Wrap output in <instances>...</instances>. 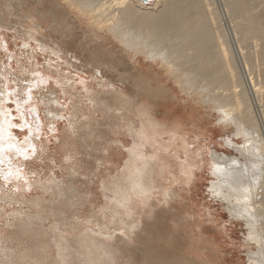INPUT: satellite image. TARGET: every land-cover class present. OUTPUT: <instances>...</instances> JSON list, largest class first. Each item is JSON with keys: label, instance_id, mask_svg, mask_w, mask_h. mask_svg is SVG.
Returning <instances> with one entry per match:
<instances>
[{"label": "bare ground", "instance_id": "obj_1", "mask_svg": "<svg viewBox=\"0 0 264 264\" xmlns=\"http://www.w3.org/2000/svg\"><path fill=\"white\" fill-rule=\"evenodd\" d=\"M55 1L59 4V6H61L58 7L63 9L62 14H60L61 9L58 14V8L55 9L56 11L54 12L53 7H50L47 10L46 8H40L39 10L27 8L26 10L24 1L10 0V3L8 5L6 4L8 6L7 12L0 15L1 26H3V24H12L11 20L13 18H10V22H7L5 17L16 16L14 19L17 18L19 21L18 23L20 26L22 25L25 30H30L27 29L28 27L36 28L38 30L39 35H34L32 33L28 35L30 39L31 36H34L32 38L34 40L35 37L39 38L41 41H39V44L47 51L50 50L63 59L70 56L71 59L68 58V60L70 59L71 61L72 58L76 60L79 58L76 50H70L68 44H70L72 37H75L76 35L77 37L75 39L81 37L84 41L81 39L82 42H80V44H82L80 46H83L82 49L85 53L88 52V54H96V58H94V60L90 57L88 58L89 60L87 59L89 68L85 69H87V72L99 74L102 78V72H116L117 70L116 67L110 68L108 63L103 62L104 55H106L108 51H111V54L114 55L122 52L128 57V61L130 62L128 65L129 67L126 66L129 69L127 71L125 70L126 72L124 74L123 71H120L122 75L130 73V76L133 78L136 76V69L149 67L150 70H148L149 72L147 71V73L151 75V79L150 81H146L144 79L148 88H158L169 97L172 96L176 98L177 92L174 89V87H176L183 95H187L191 98V100L196 101V104H203V106L206 107H219V104L221 103H230L233 105L237 122L245 127L243 132L246 136V146L243 148V152L244 156H246L245 159H247L251 164V170L247 173L237 171V173L230 178V181H227V178H219L217 176L220 171L219 167L214 164L218 163V152L213 150L211 154L212 162L210 161V174L215 176L217 180H212L210 182V191L212 193L217 192L221 197H225L230 205H228L230 207V214L238 220L240 219L245 221L247 228L249 229L248 236L246 238H248L249 242H255L256 247L258 245L259 248V251H257L258 253L252 252V256L250 259L248 258V264H260V256L264 257V201L263 199L259 200L257 197L254 198L252 196V188L254 186L257 187L258 192L261 189L264 190V142H261V140L253 142L259 139V131L256 128L255 120L250 109L251 105L249 104V99L246 97L245 92L242 91L241 88L239 89L241 83H238L240 81L236 80L237 72L232 65V56L230 49L224 40V33L222 34V31L217 30L218 33L216 36V31L213 27L214 25L212 26L210 23L211 20L207 13L209 3L208 5H205L206 2H204V0ZM226 1L227 0H225V2ZM230 1L233 3L232 7L234 8L233 12H235V17H239L237 16V13L238 15H244V13L246 15H244L246 18L243 15L240 16H243L245 18L244 20L239 17L244 22L242 23V25L244 24V29L241 28V24L240 26L235 25V28H237V26L240 27V31H244L248 28L252 34L258 36L264 34V23L261 22V20L264 19H261L258 16L259 13L254 14V12H260L261 10L257 4V9L253 7L255 3L262 6V2L259 4V2L254 0L255 2H253L254 4L251 6L250 3H252V0ZM227 3L228 4H226V6L229 5V2ZM54 4L52 2V6H54ZM230 7L231 6H229V8ZM251 7H253L254 10ZM251 9L254 12H252ZM213 15L211 14V19ZM11 26L14 27V25ZM215 29H217V27H215ZM244 32L248 38L247 31L245 30ZM54 34L57 35V38L55 37V39L53 37ZM241 35L243 36L242 38L245 37L244 33ZM215 36L216 38H214ZM246 37L244 38L245 40L247 39ZM249 37L252 38L253 36L251 35ZM257 38L260 39L259 37ZM253 39L255 38L253 37ZM262 39H264V37ZM242 40L243 39H241V41ZM78 42L79 41L77 39V44ZM246 42L248 43L251 41L247 39ZM258 45H260V53H262V55L259 56H262L261 60L264 61V43L261 42V44ZM103 46H105V51ZM249 53L251 52L248 51V54ZM251 56L254 55L252 54ZM79 57L81 58V56ZM84 57L86 59L87 56ZM79 60L81 61V59ZM78 62L79 61H77V63ZM80 63L83 62L81 61ZM73 68L76 69V67ZM86 74L87 73H85V76ZM262 75L264 76V73ZM120 80L123 83L125 79ZM134 80L136 79L134 78ZM107 86H113L115 89H111L104 95L100 94L99 99L105 98V101L102 103L103 106H101L105 108L104 110L114 111L116 113L115 117L124 121V125H127L125 128H128L132 134L131 136L134 137L135 142V147L130 153L132 154V158L124 163L125 165L123 170L121 173L120 170H118L119 175L116 174L112 181H103L104 184L101 182L102 186H104L106 196L111 198H109L110 205L106 210L101 212V214L92 215L91 219L86 223L78 222L75 218L74 220H68L61 218L62 211H60L59 208L62 205H58L57 209V207L51 202V204L43 205L41 208V211L51 210V215L54 216L55 219L52 228L49 229L52 231V233H50L51 235L47 233L50 237L47 238L45 231H42L44 229L38 230L35 227V224H39L36 223L37 221L43 222L48 219L50 215L38 213L37 216L30 218L26 225H22V231L25 230V232H29L30 237H33V241L38 247V249H35V252H31L29 254V257H36L34 264L212 263L213 260H211L209 256H206V249H213L210 242L207 245V239L204 234V228L207 226H204L202 220L199 218L197 205H190L192 207V210L190 211L187 209L189 202L185 203L183 199L179 201L183 200L184 202L177 201V205L175 204L176 206L170 205V209L178 207L183 212H186L187 216L182 218L179 217L178 220H176V218L171 219L170 221L174 223V232H172V234L169 233L164 240L160 239L163 241L161 244L165 247L163 249H170L169 252L155 259L150 256L146 257L143 255L141 249H149V245H146V243L140 245L139 242L135 244L128 239L134 235L137 240L141 233L147 229L146 226L149 224V220L154 216L155 217L152 220L159 218V211H156L157 209H154L155 211L150 209L151 201L149 200L151 199L155 189L157 190V188L162 185L166 194L168 189L171 187L170 184L177 180L173 170H171L173 164L170 163L168 156H166L165 153L169 154L170 151L174 149V155L179 160H182V153L188 156V144L191 142L192 134H194L195 140L196 138L199 140L201 137L204 139L206 138V140L211 139V136L208 135L207 128L202 126L201 119L198 117L196 118L198 120L197 122L190 121L192 122L193 127H190L187 122H182L178 119H176V121L171 119H159L148 108L138 104V101L135 99L137 97L126 94L121 87L117 85L115 86L114 83L107 84ZM135 88L138 93L142 92L141 86L137 85ZM254 92L256 94L255 97L258 98L259 104L263 108L262 113L264 116V84L259 87L256 86V88H254ZM53 96H55V94ZM181 100L184 101L183 99ZM52 109L53 107L51 110ZM188 115L190 117L195 114L189 111ZM59 116L61 117V115ZM6 121L7 120H3L0 122V135L2 136H4L8 129ZM114 124L115 123L111 120L108 123V126L113 127ZM114 129L115 128L113 127L112 133H114ZM94 133L95 132L93 131H89L88 135H86L87 131L85 132L86 137L84 143L88 146L91 142L94 144L99 142H95ZM253 135H256L255 138ZM101 139H103V137ZM101 139L99 140L101 141ZM166 139L169 140L165 141ZM102 142L103 141H101V143ZM148 146H151V148ZM108 148H110V146ZM90 149L93 150L94 148L92 147ZM105 154L106 153H104V155ZM97 156L100 157L99 154H97ZM172 159L174 160V158ZM185 161L186 160H182V162H179L181 165L180 171L184 175L181 180L189 181L191 178H194L193 176H196L194 167H196L197 160L190 162L189 165H186L184 163ZM197 166L199 167V163ZM161 179L167 181L170 187L165 183L160 184ZM137 185H139V187H137ZM89 186L91 185L89 184ZM56 188L57 193L55 192L54 194L57 195L59 199L62 198L66 202H70V204H73L74 202L73 205L79 203V201L76 200L80 199V190L76 187L74 182H69V184L65 186L57 185ZM173 196H183V193L181 194L175 190V194L173 192L168 196V198L171 199ZM174 197L172 198L173 200ZM137 198H139L138 203L142 205L141 208L138 207L139 205H136L135 199ZM168 198L166 201H168ZM163 209L164 208H162V210ZM121 211H126V216H132L135 213L138 216V219L123 220L121 218L120 221L122 223L123 234H117L112 236V239H108L107 237L113 235V233H110V235L106 232L107 229L104 227L106 225L104 223L106 220L105 216L107 212H109L112 214L113 219H117V215ZM100 217L103 218V221H101ZM152 220L150 222H154L153 225L155 227V221ZM184 222L188 225L186 226ZM95 225L98 226L97 229L94 228ZM38 227L39 226H37V228ZM147 227L149 228V226ZM152 227L153 226L150 224V229L147 230H151ZM187 227H193L192 231L188 232ZM49 249L53 254H56L57 257L55 259H53L52 253H50ZM1 252L0 264L18 262V259L15 258V253L11 254L8 251H3V254H1ZM148 253L149 252H145L146 255H148ZM261 260L262 261L260 262L264 263L263 259Z\"/></svg>", "mask_w": 264, "mask_h": 264}, {"label": "rangeland", "instance_id": "obj_2", "mask_svg": "<svg viewBox=\"0 0 264 264\" xmlns=\"http://www.w3.org/2000/svg\"><path fill=\"white\" fill-rule=\"evenodd\" d=\"M9 1L10 0H0V15L7 12ZM22 1H24L26 5V10L27 8H32L34 10L46 8L47 10L53 7L54 12L56 11L55 9L58 8V14L60 13V9V14L63 13V9L59 8L61 6H59L55 0H45L46 2L44 0ZM255 1L259 2V4L262 2V6L258 5V3L254 4L253 2ZM255 1L252 0L250 5L253 6L254 4L253 7L256 9L258 6L261 11L257 12L255 10L256 12H254L253 7H251L253 9L251 10L254 14L259 13L258 16L264 19V1ZM52 2L53 4L55 3L54 6H52ZM204 2L207 3H205V5L209 3L207 13L210 20H213L212 22L210 21V23L212 26L214 25L213 27L216 31V34H214L217 36V30L222 31V34L224 33V40L232 56V65L237 72L236 80L240 81L238 83H241L239 89L241 88L249 99V104L251 105L250 109L255 120L256 128L259 131V139L253 142L260 140L264 142L263 108L259 104L258 98L255 97L256 94L254 92L256 86L259 87L264 84V76L262 75L264 73V64L262 63H264V61L261 60L262 56H259L262 55V53H260L261 48L260 45H258L261 44V42L264 43V39H262L264 34H262L263 36L254 35L246 28L247 38L244 32L245 30H242V32L239 30L240 27H238L240 24L242 25V23H244L243 20L246 18V15L245 13V16L243 14L238 15L237 13V16L240 17L243 15L245 17H240L243 20L239 17H235V12H233L234 8L232 7L233 3L230 0L226 2L225 0H204ZM227 2H229V5H227L228 7L226 6V4H228ZM229 6H231L230 8L232 9H230ZM211 14H214L213 16L215 19L213 16L211 19ZM14 17H5L7 22H10V18L13 19L11 20L12 24H3L4 27L1 26L0 22V122L3 120L10 121V123H6L8 129L3 136L2 143L4 145L14 143L21 149H27L30 158L25 160L23 156L18 155L13 149L11 152L6 153L4 164L0 165V169H3V172H0V252L2 251L1 254H3V251H8L11 254L15 253V258L18 259V262H9L8 264H27V262L28 264H34L36 257L33 256L32 259L29 257V254L35 252V249H38V247L36 243H34L33 237H30V233L25 232V230L22 231V225H26L29 219L37 216L38 213H45L46 215H50L49 218L43 222L37 221L36 223L39 224H35V227L38 230L44 229L42 231H45L46 235L47 233L51 235L50 233H52V231L49 229L52 228L55 219L54 216L51 215V210L41 211L43 205H49L51 202L56 207L62 205L59 208L60 211H62L61 218L68 220H74L75 218L76 221L83 223L89 221L92 215L101 214V212L106 210L110 205L111 198L106 196L102 183L104 184L106 180L112 181L116 174L119 175L118 170H120L121 173L125 165L124 163L132 158V154L130 153L135 147L134 137L131 136L132 134L128 128H125L127 125H124V121L116 118V113L114 111L104 110L105 108L102 107V103L105 101V98L99 99L100 94L104 95L111 89H115L113 86H107V84L113 83L115 86L121 87L126 94L137 97L135 99L138 101V104L148 108L159 119H171L175 121L178 119L182 122H187L190 127H193L192 122H197L198 120L196 118L198 117L201 119L202 126L207 128L208 135L211 136V139L206 140V138L204 139L201 137L199 140L197 138L195 140L194 134H192L191 144H188V156L182 153L181 159L186 160L184 162L186 165L197 160L196 167H194L196 176H193L194 178H191L189 181L181 180L184 175L180 171L181 165L179 162H182V160H179L174 155V149L171 150L169 154L165 153L170 163L174 165H172L171 170H173L177 180L170 184V187L167 181L161 179L160 184L165 183L170 187L167 191L168 194H165L163 186L161 185L157 190L155 189L149 200L152 203L149 202L151 205V208H149L153 211L157 209L156 211H159L160 214L158 219L152 220L154 216L149 220V224H147L149 228L146 226L147 229H150V224L154 227V222L150 221H155V227H152L153 229L151 228L152 231L145 229L144 232L141 233L142 236L140 235L137 240L134 235L128 239L135 244L139 242L140 245L144 243L149 245V249H141L143 255L146 257L150 256L155 259L169 252L170 249H163L165 247L161 244L163 241L160 239L164 240L169 233L172 234V232H174V223L170 221L171 219L176 218V220H178L179 217L182 218L187 216V213L183 212L178 207L170 209V205L176 206L177 201L183 199L185 203L189 202L187 209L190 211L192 210L190 205H197L199 218L202 220L203 225L207 226L204 228V234L207 239V245L210 242L213 248L206 249V256H209V258L213 260L212 263L208 264H248L252 252L258 253V245L256 247L255 242H249L248 238H246L249 229L245 221L238 220L230 214L228 200H226L225 197H221L217 192L212 193L210 191V182L212 180H217L215 176L210 174L212 162L211 154L213 150L218 152V163L214 164L219 167L220 171L217 174L219 178H227V181H230V178H232L237 171L247 173L251 170V164L245 159L246 156H244L243 152V148L246 146V136L243 132L245 127L237 122L233 105L230 103H221L219 107H206L203 106V104H196V101L191 100L187 95H183L176 87H174L177 92L176 98L172 96L169 97L158 88H148L144 81H150L151 79V75L147 73V71L150 70L149 67L136 69V76L133 78L130 76V73L122 75L120 71H123L124 74L129 69L127 67H129L128 65L130 63L128 57L122 52L114 55L111 54V51H108L110 54L107 52V54L105 53L106 55H104L103 62L108 63L110 68L116 67V72H102L103 78L97 73L87 72V69H85L89 68L87 59L90 57L94 60L96 54L85 53L82 49L83 46H80L82 44H80V42L83 40L81 37L78 36L79 38H77L79 45L77 44V39H75L77 35L72 37L68 45L70 50H76L78 58L81 59L83 63H80L81 61L79 59L76 60L72 58L71 61L70 56L63 59L50 50L47 51L43 48L39 44V38L35 37L34 40L32 39L34 36H31L30 39L28 35L31 33L39 35L38 30L29 27L27 29L30 30H25L22 25L20 26L17 18L14 19ZM13 20L14 22L17 20V23H14ZM237 20L239 21L236 22ZM263 21L264 20H261L262 23H264ZM11 25H14V27ZM235 25H238V29L235 28ZM215 27H217V29H215ZM243 27L244 24L241 28L244 29ZM243 33L251 42L247 43V39L245 40V37L242 38L243 36L241 34ZM251 35L256 40L253 39V37H249ZM56 36V34L53 35L54 39ZM216 36L214 38H216ZM241 39L243 40L241 41ZM103 48L105 51V46H103ZM248 51L251 53L248 54ZM252 54L254 56H251ZM79 56H81V58ZM84 56H87L86 59ZM68 58H70V63ZM77 61L79 62L77 63ZM73 67H76V69ZM85 73H87L86 76ZM134 78L136 80H134ZM120 79L125 80L122 83ZM39 80H43L44 82L35 83ZM137 85L141 86V93L137 92L135 88ZM29 87L32 88V100L28 104H24L23 101L27 98L24 93ZM54 94L56 97L53 96ZM18 104L20 105L19 109L17 108ZM52 107L53 111L51 110ZM32 108H35L39 115V122L41 125L39 132L35 131V116L28 113V110ZM183 110L187 114L184 113ZM189 111L195 115L189 117ZM58 114L61 115V117ZM23 120H28L33 128L30 141L31 144L35 145L34 154L32 153V149L28 146V141H25V137L29 136V129H21L17 126L22 124ZM109 120L115 123L113 126L115 128L113 131L114 133H112L113 127L108 126ZM86 131V135H88L89 131L95 132V142L99 141L100 143L94 144L91 142L89 146L85 144ZM255 136L256 135H253L254 138ZM102 137L103 139H101ZM99 139L103 142L101 143ZM168 140L169 139H166L165 141ZM109 146L110 148H108ZM89 147H93L94 149L91 150ZM148 147L151 148V146ZM89 149L91 154L89 153ZM99 150L106 154L104 155V153ZM97 154H99L100 157H98ZM172 158H174V160ZM198 163L199 167L197 166ZM18 170L21 179L15 178V174ZM9 171L13 173V176L5 179L4 174ZM105 177L108 178L106 179ZM69 182H74L76 187L80 190V199L76 200L79 201V203L75 205H73L74 202L70 204V202H66L62 198L59 199L57 195L54 194L55 192L57 193V185L65 186L68 185ZM89 184L91 186H89ZM257 189L258 188L255 186L252 188V196L254 198L257 197L259 200L263 199L264 201V190L261 189L258 192ZM175 190L181 194L183 193V196H173L176 203L172 199L173 197L171 199L168 198L173 192L175 194ZM167 198L169 203L166 201ZM135 200L136 205H139L138 207L141 208L142 205L138 203L139 198ZM162 208H164L165 211L164 209L162 210ZM105 217L106 220L104 223L106 225L104 227L107 229L106 232L109 234L113 233V235L110 234L111 236L107 237L108 239H112V236L117 234H123L122 223L120 221L121 218L123 220L138 219L135 213L132 216H126V211H121L117 215V219H113L112 214L109 212H107ZM100 219L103 221V218L100 217ZM184 223L186 226L188 225L186 222ZM36 225L39 227L37 228ZM94 228L97 229L98 226L95 225ZM192 228L187 227L188 232L192 231ZM49 235H47V238L50 237ZM145 252H149L148 255H146ZM50 253H52L51 250ZM52 257L55 259L57 256L55 253H52ZM260 257L264 262V257ZM261 259L259 258V263L264 264L260 262L262 261Z\"/></svg>", "mask_w": 264, "mask_h": 264}, {"label": "snow or ice", "instance_id": "obj_3", "mask_svg": "<svg viewBox=\"0 0 264 264\" xmlns=\"http://www.w3.org/2000/svg\"><path fill=\"white\" fill-rule=\"evenodd\" d=\"M43 82H44L43 80H39V81H36L35 83H43ZM31 92H32V88L31 87H29L25 91L24 95L27 98L23 101L24 104H28L32 100ZM19 107H20V105L18 104L17 105V108L19 109ZM28 113L30 115H32V116H35V118H36L35 131L36 132H39L41 125H40V122H39V115L36 112V109L35 108L29 109L28 110ZM6 122H9L10 123V121H6ZM17 126L19 128H21V129H23V128H28L29 129V136H26L25 137V141H28V146L32 149V153L34 154L35 153V145L31 144V141H30L31 133L33 131L32 125L29 123L28 120H23V123L22 124H19ZM2 141H3V136L0 135V165H3L4 162H5L6 153L11 152V150H13V149L16 151V153L18 155L23 156L25 160H27V159L30 158L29 155H28L27 149H21L16 144H14V143H8L7 145H4L2 143ZM0 172H3V169H0ZM12 176H13V173L10 172V171L8 173L4 174V178L5 179H8V178H10ZM15 178L16 179H21V176L19 175V170L15 174ZM137 187H139V185H137Z\"/></svg>", "mask_w": 264, "mask_h": 264}]
</instances>
